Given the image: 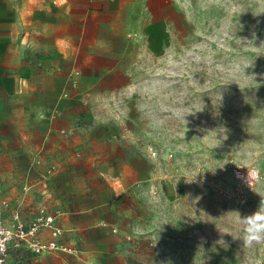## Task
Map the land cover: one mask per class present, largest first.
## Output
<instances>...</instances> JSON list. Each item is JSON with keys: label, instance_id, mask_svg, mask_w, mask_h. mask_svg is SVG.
<instances>
[{"label": "rangeland", "instance_id": "obj_1", "mask_svg": "<svg viewBox=\"0 0 264 264\" xmlns=\"http://www.w3.org/2000/svg\"><path fill=\"white\" fill-rule=\"evenodd\" d=\"M186 9L191 33L139 58L133 86L102 103L72 100L63 122L75 146H98L74 158L108 162L120 156L109 146H124L150 162L128 264H264V242L246 245L239 218L264 197V0ZM3 130L0 187L17 206L32 172Z\"/></svg>", "mask_w": 264, "mask_h": 264}, {"label": "crops", "instance_id": "obj_2", "mask_svg": "<svg viewBox=\"0 0 264 264\" xmlns=\"http://www.w3.org/2000/svg\"><path fill=\"white\" fill-rule=\"evenodd\" d=\"M191 30L186 0H0L1 134L17 136L18 156L32 172L17 206L3 192V219L18 213L28 223L45 208L63 231L60 244L74 251L35 256L10 248L6 264L130 262L140 223L136 191L152 177L150 162L124 146H109L120 156L108 162L74 158L98 146H75L63 121L73 99L111 100L135 84L139 58L169 52ZM50 165L57 172L44 183Z\"/></svg>", "mask_w": 264, "mask_h": 264}, {"label": "built area", "instance_id": "obj_3", "mask_svg": "<svg viewBox=\"0 0 264 264\" xmlns=\"http://www.w3.org/2000/svg\"><path fill=\"white\" fill-rule=\"evenodd\" d=\"M56 172V166H48L42 181L47 183ZM23 191H28V188L24 187ZM8 207L9 201L0 187V264H6L10 248H26L35 256L74 253L60 244L63 231L57 226L54 214L49 213L45 208H40L37 215L28 223L23 222L18 213H13L9 221H5L1 213ZM43 234L47 235L43 237Z\"/></svg>", "mask_w": 264, "mask_h": 264}, {"label": "clouds", "instance_id": "obj_4", "mask_svg": "<svg viewBox=\"0 0 264 264\" xmlns=\"http://www.w3.org/2000/svg\"><path fill=\"white\" fill-rule=\"evenodd\" d=\"M239 218L243 224L246 245L264 242V197H261L257 209L252 214L243 217L239 214Z\"/></svg>", "mask_w": 264, "mask_h": 264}]
</instances>
